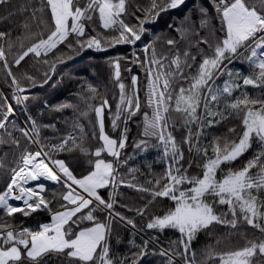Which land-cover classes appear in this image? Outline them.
I'll list each match as a JSON object with an SVG mask.
<instances>
[{"label":"snow or ice","instance_id":"1","mask_svg":"<svg viewBox=\"0 0 264 264\" xmlns=\"http://www.w3.org/2000/svg\"><path fill=\"white\" fill-rule=\"evenodd\" d=\"M9 3L10 0H0V6ZM184 3L185 0H151L148 8H137V11L143 13L142 17H136L139 23L130 25L122 18L128 13L127 0H83V3L81 0H41L40 8L33 9L32 18L35 20L36 12L42 13L47 8L50 12V24L42 18L40 23L48 29V34L45 36L43 31L34 34L40 38L15 56L11 64L8 55L14 45L7 39L8 33L0 32V41L7 43V52L4 44L0 43V62H3L2 67L6 70L7 77L11 78V99L15 101V105L25 106L29 99L28 96L21 95L26 91V87L21 78H17L13 73L12 67L19 66L30 54L37 58L48 57L49 53L65 42L70 50L93 49L99 52L120 44L135 45L148 31L144 27L146 23L154 21L161 12L177 9ZM211 3L220 21L218 31L223 33V37L217 38L214 45L206 37H201L195 45L196 54L190 49L184 50L183 53L177 50L166 64L168 56L158 55L155 47L148 44L143 48L145 58L140 60L136 57L133 61L139 64L146 74L145 97L146 104L151 109L150 114H143L145 139L137 143L136 147L146 151L149 140H155L156 143L152 146L161 150V159L165 163L164 175L154 183L148 182L153 184V187L133 184L124 178L118 179L119 167L127 162L121 160L122 150L127 143V124L141 108L139 77L132 75L131 88L126 89V85L121 82V65L118 58L110 62L114 79L120 89L112 127L116 130L119 127L118 122H123L124 127L119 139L110 137L104 130L103 115L105 108L110 109L108 101L104 99L98 106L88 105L89 109L95 112L99 140L102 141L101 147L91 153L82 144L78 145L81 152L96 157L95 161L91 162L94 170L88 175L77 178L65 161L53 158L54 152L72 150L69 141L76 145L74 136L70 134L56 145H42L41 126L32 116H27L31 134L26 127L18 130L39 148L34 152L24 150L16 166L10 170L9 182L0 192V264H42L49 253L66 257L70 264H116L109 244L112 222L118 218L133 228L136 226L132 219L116 211L118 201L115 189L118 185L148 194V202L135 209L140 216L146 214L149 205L157 198L172 202V206L163 215H154L146 227L160 232L166 229L177 231L183 251L176 252L175 255L182 257L184 264H197L191 244L200 232L214 224L233 230L247 225L264 234V0H211ZM201 12V27H207V10L202 8ZM94 17L98 18L101 28L116 34L104 36L97 32L95 36L86 37V28ZM92 30L96 31L95 27ZM187 31L181 29L182 38ZM176 43L174 39L167 40L169 46ZM200 44L206 45L208 51L200 48ZM197 55L200 56L199 61ZM226 60H239L246 63L249 69L258 70L242 78L244 87L251 86L261 90L258 96L251 97L247 91L233 96L242 86L235 79L241 77V72L233 73L223 68ZM57 61L62 63L63 59L57 57ZM43 63L47 65L50 61L43 59ZM55 66V62L51 63V71H55ZM126 70L131 72V68ZM225 74L228 79L223 81L222 86L217 85L216 79ZM45 76L48 74L45 73ZM23 79L35 83L34 77L27 74ZM5 82H8L7 79ZM89 91L95 93L96 90L89 85ZM221 103H224L232 114L239 116L243 112V130L238 138H224L223 142L221 137L214 136L210 143L212 154L209 155V145L202 144L201 140L205 128L214 127L220 120L227 118L224 112L219 111ZM75 107L70 103H62L56 105L55 110ZM173 113L179 114L180 126L186 130L183 144L187 145L191 154L187 167L183 163L184 151L172 132L176 127ZM81 114L87 116L88 113ZM14 115V105L0 92V130L7 131L9 124L17 128L9 119ZM75 126L83 132V125ZM230 131L235 132V129ZM8 135L11 137V132H8ZM11 142L19 147L18 140L13 138ZM0 143L5 141L0 138ZM253 143L258 147L252 157L243 163V167H231L253 148ZM45 147H48L49 151H45ZM104 153L113 159L108 161L101 158ZM193 163L201 169L196 175L189 172ZM253 169L257 171L253 172ZM134 171L135 169L130 170ZM218 173L221 174L219 178ZM162 179L167 182L161 186ZM41 181L62 184L68 189L61 197L67 202L60 205L62 210L52 211L50 201L43 195L46 185ZM31 182L39 183L28 186ZM109 186L113 188V192L105 199L99 190ZM11 201L21 204L18 206ZM218 205L227 206L226 211H218ZM45 210L51 214V221L39 224L36 229H17L4 219L12 218L17 213L28 217L37 211ZM97 210L107 211V223L97 220L93 214ZM83 221L92 222V226L80 228L79 225ZM244 238L246 245L234 251L217 253L209 246L205 264L207 260L214 258H218L219 264H264V239L251 240L247 238L246 233ZM146 247L145 244L138 254L140 258L148 254ZM159 255L168 258L167 264H175L170 250L160 251ZM120 264H123V261ZM133 264H137V261L134 260Z\"/></svg>","mask_w":264,"mask_h":264},{"label":"trees","instance_id":"2","mask_svg":"<svg viewBox=\"0 0 264 264\" xmlns=\"http://www.w3.org/2000/svg\"><path fill=\"white\" fill-rule=\"evenodd\" d=\"M83 3V0H81ZM151 5V0H127L128 13L122 17L126 23L133 25L138 24L137 16H143L142 12L137 11V8H148ZM41 0H10V3L5 6H0V32L8 33L7 39L13 43L11 53L8 55L9 63L11 64L13 58L18 56L27 47L35 43L40 37L34 35L41 31L46 36L48 29L44 24L40 23L41 18L50 24V12L45 8L44 12H36V19L32 18L33 9L40 8ZM207 10V27H201L202 12L201 9ZM28 25L26 28L25 25ZM95 27L96 31L92 28ZM148 30L142 36L141 41H137L135 45L120 44L114 47H109L107 51L99 52L93 49H76L70 50L65 44L59 45L48 57H35L30 54L21 62L19 66H13L12 71L21 78L22 84L26 87V91L21 95H26L29 99L25 105H15V101L11 99L12 88L9 87L11 78L7 77L6 70L3 69L0 62V92H3L8 98L9 102L14 105L15 115L10 116L9 119L13 121L17 128H13L11 124L8 125L7 131L3 130L0 134L5 143H0V192H2L10 180L11 169L16 166L20 155L25 149L29 151H36V144L30 143L19 128L26 127L31 134L30 122L27 116H32L38 125H40V140L41 144L45 146L56 145L69 136L70 134L76 138V145L72 146V150H64L52 153L54 159L65 161L70 170L77 178H82L88 175L93 169V163L96 157L93 155H86L80 151L81 145L88 149L89 153L94 152L101 147L102 141L99 140V127L95 112L90 110L88 105L98 106L102 100L106 99L109 108H105L104 123L106 133L112 137L119 139L121 130L124 127L123 122H118L119 127L113 130L112 117L116 110V105L120 98V89L118 82L114 79V70L110 62L119 59L121 65V82L126 85V89L131 88V76L137 75L139 77L138 87L140 89V112L132 117L127 124V143L122 150L121 160L127 161L119 167L120 178L131 181L133 184H140L145 187H153V184L148 183L154 181L164 175L165 163L161 159V150L153 147L155 140H149V147L146 151H142L136 147V144L144 140L143 136V114L145 112L151 113V109L146 104L145 87L146 74L141 69L140 65L133 63L136 57L140 60L145 58L143 48L152 44L158 55H167V64L173 55L179 50L183 53L184 50L190 49L193 54L197 53V47L201 37H206L214 45L217 38H222L223 33L219 32L220 21L215 12L214 5L211 0H189L178 9L168 12L164 11L151 22L144 25ZM181 29H187L182 38ZM97 32L104 36H112L111 30L105 31L100 27L98 18L94 17L91 24L86 28L85 36H95ZM213 32L215 34L213 35ZM70 39H72L70 37ZM83 39V38H82ZM174 39L177 43L174 46H169L167 40ZM4 44L7 52L6 41H0ZM23 45V47H21ZM200 48L208 51L207 46L200 44ZM135 54V56L133 55ZM150 56V52L148 54ZM57 57H61L63 62H58ZM43 59H48L50 64H44ZM200 56L197 55V61ZM55 62V71H51V63ZM227 71L241 72V77L235 78L237 83L242 85V78L245 75L252 74L253 71L249 69L246 63H241L239 60L234 62L224 61L222 65ZM131 68V72L126 69ZM45 73L48 76H45ZM34 77L35 83L23 79L24 75ZM7 79V83L5 80ZM228 79V76L220 75L215 83L222 86L223 81ZM89 85L95 88V93L89 91ZM247 91L251 97H256L261 90L251 86H241L233 96H239L242 92ZM94 97V98H92ZM70 103L75 105V108H65L56 111L55 107L58 104ZM47 105V107H46ZM219 111L226 114L225 119L220 120L218 124L211 128H205L204 137L201 140L202 144L209 145V155H211L210 143L214 136H219L223 139H236L242 133V117L243 112L239 116L232 114L230 109H226L225 104L219 105ZM82 112H87V116L82 115ZM176 118V127L172 129L173 135L177 142L181 145L184 151L185 167L190 158V153L187 150V145L183 144V137L186 130L181 127L179 114L173 113ZM76 124L83 125V132L80 131ZM44 125H52L54 127H44ZM235 129L231 132L230 129ZM193 126V132H195ZM8 132H11L9 137ZM19 141V147L13 144L12 139ZM38 146V145H37ZM39 147V146H38ZM258 145L253 143V148L250 149L238 161L234 162L231 167H243V163L250 159L257 149ZM45 151H49L45 147ZM103 159L111 161L113 158L106 153L102 155ZM197 162H200L197 160ZM135 169L134 172H130ZM256 172V169L252 170ZM189 172L196 175L201 172L196 163L192 164ZM221 174L218 173V178ZM133 177H135L133 179ZM166 180H161V186L166 183ZM68 189H65L62 184L57 186L46 185L44 196L50 201V208L52 211L62 210L61 204L67 202L61 199ZM118 203L115 208L116 211L123 213L128 218L135 222L134 230H130L116 219L112 222V234L109 240L111 255L115 258L116 264H167V257L159 255L160 251L170 250L173 253V260L175 264H184L182 257L176 256V252H182V245L179 244L180 234L172 229H166L163 232L158 230H149L146 225L154 215H163L171 206L172 202L167 199L157 198L154 203L149 205L148 210L144 216H140L135 211L136 208L144 206L150 197L147 193L136 191L123 185H118L115 189ZM100 194L105 199L113 192L111 186L100 189ZM264 195V193H262ZM127 205L128 207H121ZM69 207V205H68ZM133 209L129 211L128 209ZM227 206H217L218 211H226ZM87 212V209H85ZM97 220L107 223V212L97 210L93 213ZM50 213L45 211H37L28 217L20 213L15 214L14 217L4 219L9 221L14 228H30L36 229L41 223H49L51 218ZM80 215V214H78ZM75 219V218H74ZM92 222L83 221L79 227H91ZM247 238L256 240L258 238L264 239V234L257 230L241 225L238 229H229L222 225H212L209 229L200 232L196 239L191 244V250L195 252V259L197 264H205L206 250L211 248L217 253H225L242 248L246 245ZM175 242V243H174ZM147 245V255L143 258L139 257V253ZM178 261V262H176ZM42 264H70L66 257L58 256L49 253L44 258ZM206 264H219L218 258L207 260Z\"/></svg>","mask_w":264,"mask_h":264},{"label":"rangeland","instance_id":"3","mask_svg":"<svg viewBox=\"0 0 264 264\" xmlns=\"http://www.w3.org/2000/svg\"><path fill=\"white\" fill-rule=\"evenodd\" d=\"M104 114H105V110H104ZM103 114V115H104ZM104 130H105V123H104ZM3 131V130H2ZM1 131V132H2ZM1 132H0V134H1ZM106 132V131H105ZM36 148H37V150H38V146L36 145ZM46 162H47V160H46ZM41 182H44V183H48L49 185H53V186H57L58 184H53V183H51V182H49V181H41ZM37 182H35V184H36ZM70 183V182H69ZM33 184V183H32ZM34 184V185H35ZM34 185H32V186H34ZM73 187L75 188L76 186H74L73 185ZM78 191H79V189H77ZM100 191V190H99ZM69 207H72L71 205H69ZM116 220L118 221V222H120L121 224H123L125 227H127V228H129L130 230H134V228L131 226V225H127L126 223H124V222H122V221H120L118 218H116ZM176 262H178V261H176ZM179 264H181V263H179Z\"/></svg>","mask_w":264,"mask_h":264},{"label":"bare ground","instance_id":"4","mask_svg":"<svg viewBox=\"0 0 264 264\" xmlns=\"http://www.w3.org/2000/svg\"><path fill=\"white\" fill-rule=\"evenodd\" d=\"M168 12H170V10H168ZM33 183V184H32ZM35 184V182H31L28 186H32V185H34ZM11 203H13V204H16V205H20L21 204V202H15V201H11ZM49 217L51 218V214L49 215Z\"/></svg>","mask_w":264,"mask_h":264},{"label":"water","instance_id":"5","mask_svg":"<svg viewBox=\"0 0 264 264\" xmlns=\"http://www.w3.org/2000/svg\"><path fill=\"white\" fill-rule=\"evenodd\" d=\"M188 1H189V0H185V3L188 2ZM185 3H184V4H185ZM180 7H181V6H180ZM177 9H178V8H177ZM169 10H170V11H173V10H175V9H169ZM1 131H2V130H0V132H1Z\"/></svg>","mask_w":264,"mask_h":264}]
</instances>
